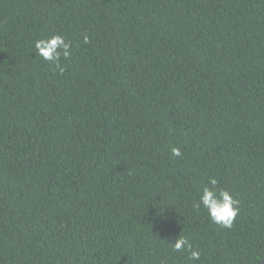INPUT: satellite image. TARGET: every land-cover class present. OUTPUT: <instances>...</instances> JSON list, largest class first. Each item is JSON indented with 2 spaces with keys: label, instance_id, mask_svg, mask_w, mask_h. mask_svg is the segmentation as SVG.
Instances as JSON below:
<instances>
[{
  "label": "trees",
  "instance_id": "16d2710c",
  "mask_svg": "<svg viewBox=\"0 0 264 264\" xmlns=\"http://www.w3.org/2000/svg\"><path fill=\"white\" fill-rule=\"evenodd\" d=\"M0 264H264V0H0Z\"/></svg>",
  "mask_w": 264,
  "mask_h": 264
},
{
  "label": "clouds",
  "instance_id": "9594fccd",
  "mask_svg": "<svg viewBox=\"0 0 264 264\" xmlns=\"http://www.w3.org/2000/svg\"><path fill=\"white\" fill-rule=\"evenodd\" d=\"M85 44L89 43V37L84 36ZM72 44L64 35L53 34L46 39H36L34 41L35 56H39L43 61L49 62L56 69L63 73L61 57L68 59L71 56ZM171 155L182 156L179 147L171 148ZM220 182L215 176H210L199 193V199L194 201L192 208L195 211H205L210 223L221 228L232 229L234 222L240 212V200L227 188L219 186ZM173 253H187L190 261H200L202 252L193 246L190 238L186 235H179L174 243H171Z\"/></svg>",
  "mask_w": 264,
  "mask_h": 264
}]
</instances>
